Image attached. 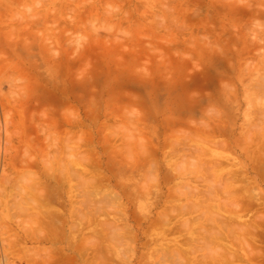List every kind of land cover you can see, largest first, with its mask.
Segmentation results:
<instances>
[{
	"label": "rangeland",
	"instance_id": "rangeland-1",
	"mask_svg": "<svg viewBox=\"0 0 264 264\" xmlns=\"http://www.w3.org/2000/svg\"><path fill=\"white\" fill-rule=\"evenodd\" d=\"M262 146L264 0H0V264H264Z\"/></svg>",
	"mask_w": 264,
	"mask_h": 264
},
{
	"label": "bare ground",
	"instance_id": "bare-ground-1",
	"mask_svg": "<svg viewBox=\"0 0 264 264\" xmlns=\"http://www.w3.org/2000/svg\"><path fill=\"white\" fill-rule=\"evenodd\" d=\"M261 132H262V131H261ZM7 135H8V134H7ZM8 136L10 137V135H8ZM84 136H85V135H84ZM84 136H83V137H84ZM79 138H81V136H80ZM262 138H263V137H262ZM85 139H86V138H85ZM85 139H84V140H85ZM88 139H89V138H88ZM259 139H260V137H259ZM78 140H79V139H78ZM80 140H81V139H80ZM82 140H83V139H82ZM107 140L110 141V139H107ZM260 140H261V139H260ZM194 141H195V140H194ZM202 141H203V140L201 139V144H202ZM85 142H86V141H85ZM87 142H88V141H87ZM184 142H185V141H184ZM205 142H206V141H205ZM205 142H204V143H205ZM210 142H212V141H210ZM258 142H260V141H258ZM254 143H255V141H254ZM240 144H241V143H240ZM237 145H238V144H237ZM254 145H255V144H254ZM178 146H181V145H178ZM257 146H258V145H257ZM259 146H260V145H259ZM238 147H239V146H238ZM240 147H241V146H240ZM263 147H264V146H262V149H261L260 151L263 150ZM203 149H206V148L203 147ZM259 149H260V148H259ZM120 150H122V149H120ZM122 151H123V150H122ZM202 151H203V150H202ZM263 151H264V150H263ZM263 151H262V152H263ZM6 152H7V151H6ZM6 152H5V153H6ZM115 152H116V151H115ZM128 153H129V151H128ZM260 153H261V152H260ZM263 153H264V152H263ZM263 153H261L262 156H263ZM124 154H126V153H124ZM257 154H258V153H257ZM126 155H127V154H126ZM116 156H117V155H116ZM121 157H122V156H121ZM125 157H126V156H125ZM263 157H264V156H263ZM263 157H262V158H263ZM91 158H92V156H91ZM127 158H128V157H127ZM248 158L250 159V157H248ZM89 159H90V158H89ZM263 159H264V158H263ZM263 159H262V160H263ZM91 160H92V159H91ZM91 160H90V161H91ZM127 160H128V159H127ZM127 160H126V161H127ZM254 160H255V159H254ZM254 160H253V163L255 162ZM251 161H252V160H251ZM76 162H77V160H76ZM93 162H94V159H93ZM258 162H259V160H258ZM263 162H264V161H263ZM263 162H262V163H263ZM71 163H72V161H71ZM87 163H88V162H87ZM132 163H133V162H131V164H132ZM210 163H212V162H210ZM214 163H215V162H214ZM216 164H217V163H216ZM255 164H256V163H255ZM260 164H261V162H260ZM263 164H264V163H263ZM77 165H78V164H77ZM77 165H76V166H77ZM88 165H89V164H88ZM207 165H209V164H207ZM212 165H213V164H212ZM89 166H92V165H89ZM137 166H139V164H137ZM195 166H196V165H195ZM195 166H194V167H195ZM216 166H217V165H216ZM257 166H258V165H257ZM261 166H262V164H261ZM72 167H73V166H72ZM79 167H80V165H79ZM201 167H203V166H201ZM207 167H208V166H207ZM212 167H213V166H212ZM212 167L209 168V169H212ZM263 167H264V166H263ZM91 168H92V167H91ZM199 168H200V165H199ZM213 168H215V166H214ZM254 168H255V167H254ZM76 169H77V168H76ZM76 169H75V170H76ZM80 169H81V168H80ZM80 169H78V171H80ZM84 169H85V168H84ZM137 169H138V167H137ZM139 169H140V168H139ZM203 169H204V167L202 168V171H203ZM209 169H206L205 171H207V170L209 171ZM200 170H201V169H200ZM202 171H201V172H202ZM237 171H238V170H237ZM254 171H255V170H254ZM74 172H77V171H74ZM82 172H83V171H82ZM95 172H96V171H95ZM120 172H121V171H120ZM137 172H138V171H137ZM209 172H210V171H209ZM230 172H232V171H230ZM230 172H229V174H230ZM85 173H86V172H85ZM88 173H90V172H88ZM88 173H87V174H88ZM99 173H100V172H99ZM99 173L97 172V174H99ZM131 173H132V172H131ZM199 173H200V172H199ZM206 173H207V172H206ZM210 173H211V172H210ZM243 173H245V172L243 171ZM260 173H261V172H260ZM91 174H93V173H91ZM94 174H96V173H94ZM101 174H102V173H101ZM101 174H99V175H101ZM133 174H134V173H133ZM133 174H132V175H133ZM231 174H233V173H231ZM235 174H236V173H235ZM102 175H103V174H102ZM214 175H215V174H214ZM236 175H238V174H236ZM245 175H246V174H245ZM46 176H47V175H46ZM59 176H60V175H59ZM231 176H232V175H231ZM47 177H48V176H47ZM49 177H50V176H49ZM51 177H52V175H51ZM63 177H64V176H63ZM65 177H66V176H65ZM92 177H93V176H92ZM100 177H101V176H100ZM102 177H103V176H102ZM211 177H212V176H211ZM233 177H236V176H232V178H233ZM259 177H260V176H259ZM55 178H56V177H55ZM57 178H60V177H57ZM94 178H95V177H94ZM98 178H99V177H98ZM212 178H214V177H212ZM212 178H211V179H212ZM223 178H225V177H223ZM232 178H228V180H229V179H230L231 181L236 180V178H233L234 180H232ZM238 178H240V177H238ZM261 178H262V177H261ZM48 179H50V178H48ZM64 179H65V178H64ZM64 179H63V180H64ZM95 179H97V178H95ZM205 179H206V178H205ZM211 179H209V181H211ZM225 179H226V178H225ZM52 180H53V178H52ZM55 180H56V179H54V181H55ZM214 180H215V179H214ZM246 180H247V179H246ZM263 180H264V179H263ZM101 181H102V179H101ZM154 181H155V180L152 179L151 182H154ZM204 181H205V180H204ZM219 181H220V180H219ZM219 181H218V183H219ZM223 181H226V180H223ZM223 181H221V182H223ZM248 181H249V180H248ZM56 182H57V181H56ZM63 182H65V180H64ZM63 182H62V184H63ZM96 182H97V181H96ZM155 182H156V181H155ZM155 182H154V183H155ZM195 182H198V184H199V182H202V179H199V180L197 179V181H195ZM205 182H208V180H206ZM205 182H204V183H205ZM226 182L228 183V181H226ZM250 182H251V181H250ZM250 182H249V185L253 183V182H252V183H250ZM59 183H60V182H59ZM59 183H58V184H59ZM139 183H140V182H139ZM235 183H236V182H235ZM245 183H247V182L245 181ZM262 183H264V181H262ZM67 184H68V183H67ZM196 184H197V183H196ZM205 184H208V183H205ZM223 184H224V183H223ZM223 184H221L222 187L224 186ZM247 184H248V183H247ZM210 185L212 186V181H211ZM217 185H218V184H217ZM221 185H220V186L218 185L219 187L217 186V187H218V190L221 189V188H220ZM225 185H226V184H225ZM231 185H232V184H231ZM233 185L236 186L235 184H233ZM38 186H39V185H38ZM58 186H59V185H58ZM66 186H67V185H66ZM199 186H200V185H199ZM228 186H229V185H226V187H228ZM234 186H233V187H234ZM4 187H5V186H4ZM44 187H45V186H44ZM50 187H51V186H50ZM61 187H62V186H61ZM142 187H143V185H142ZM36 188H37V187H36ZM202 188H203V187H202ZM213 188H214V187L212 186V190H213ZM229 188H230V187H229ZM208 189H209V188H208ZM208 189H207V192L210 191V190H208ZM215 189H216V187H215ZM189 190H190V189H189ZM194 190H195V189H194ZM212 190H211V191H212ZM38 191H39V190H38ZM38 191H37V192H38ZM195 191H196V193H198L197 190H195ZM200 191H201V190H200ZM215 191H216V193H217V190H215ZM220 191H222V190H220ZM228 191H229V190H228ZM244 191H245V190H244ZM244 191H243V193H244ZM2 192H4V191H2ZM44 192H45V191H44ZM245 192H246V191H245ZM39 193H41V192H39ZM193 193H195V192L192 191L191 194H193ZM37 194H38V193H37ZM41 194H44V193H41ZM46 194H47V193H46ZM199 194H201V193H199ZM212 194H213V192H212ZM218 194H219V191H218ZM218 194H217V196H219ZM38 195H39V194H38ZM44 195H45V194H44ZM48 195H50V194H48ZM66 195H67V194H66ZM124 195H125V194H124ZM124 195H123V196H124ZM130 195H131V194H130ZM224 195H226V194H224ZM243 195H244V194H243ZM34 196H35V195H34ZM36 196H37V195H36ZM74 196H75V195H74ZM126 196H127V195H126ZM128 196H129V195H128ZM187 196H188V195H187ZM222 196H223V195H222ZM239 196H240V195H239ZM241 196H242V195H241ZM241 196H240V199H241ZM244 196H245V195H244ZM244 196H242V197H244ZM37 197H38V196H37ZM41 197H42V196H41ZM67 197H68V196H67ZM124 197H125V196H124ZM197 197H198V196H197ZM211 197H212V196H211ZM219 197H221V196H219ZM219 197H218V198H219ZM224 197H226V196H224ZM227 197H228V196H227ZM233 197H234V195H233ZM236 197H237V196H236ZM38 198H40V197H38ZM38 198H37V199H38ZM70 198H71V197H70ZM73 198H74V197H73ZM73 198H71V199H73ZM119 198H120V197H119ZM126 198H127V197H126ZM192 198H193V197H192ZM205 198H206V197H205ZM222 198H223V197H222ZM245 198H246V197H245ZM245 198H244V199H245ZM247 198H248V197H247ZM247 198H246V199H247ZM40 199H41V198H40ZM50 199H51V198H50ZM129 199H130V198H129ZM210 199H211V198H210ZM235 199H236V198H235ZM23 200H24V199H23ZM32 200H34V199H32ZM41 200H42V199H41ZM41 200H40V202L42 203ZM48 200H49V199H48ZM57 200H58V199H57ZM73 200H74V199H73ZM224 200H226V198H223V202H224ZM24 201H26V200H24ZM24 201H23V202H24ZM30 201H31V200H30ZM30 201H29V203H30ZM44 201H45V197H44ZM199 201H200V200H199ZM209 201H210V200H209ZM247 201H251V199H249V200H247ZM31 202H32V201H31ZM34 202H36V204H37V203L39 202V200H38V202H37L36 199H35ZM204 202H205V201H204ZM211 202H215V201L212 200ZM216 202H217V201H216ZM242 202H244V200H243ZM245 202H246V201H245ZM29 203H28V204H29ZM41 203H40V204H41ZM59 203H60V202H59ZM191 203H192V202H191ZM206 203H207V202H206ZM227 203H229V202L227 201ZM238 203H239V202H237L236 205H237ZM246 203H247V202H246ZM246 203H244L245 206H246ZM250 203H251V202H250ZM255 203H256V202H255ZM260 203H261V202H260ZM262 203H263V202H262ZM24 204H25V202H24ZM28 204H27V206H28ZM68 204H69V203H68ZM232 204H233V202H232ZM244 204H243V203H239V205H241V208H243L242 205H244ZM32 205H34V204H32ZM73 205H74V204H73ZM199 205H200V204L194 206V204H192V206H194L195 208H196V206H199ZM256 205H258V204H256ZM260 205H261V204H260ZM37 206H38V205H37ZM71 206H72V203H71ZM189 206H190V205H189ZM192 206H191V207H192ZM201 206H202V205H201ZM201 206H199V207H201ZM223 206H224V205H223ZM237 206H238V205H237ZM33 207H34V206H33ZM199 207H197L198 212L200 211L199 209H201V208H199ZM214 207H215V206H214ZM165 208H166V207H165ZM165 208H164V210H165ZM186 208H187V206H185V209H183V208H182V209H183V210H186ZM195 208H194V209H195ZM198 208H199V209H198ZM215 208H216V207H215ZM258 208H259V206H258ZM35 209H36V208H35ZM71 209H74V208H71ZM194 209H193V210H194ZM203 209H204V208H203ZM49 210H50V209H49ZM49 210H48V211H49ZM21 211L23 212V211H25V210H24V209H21ZM187 211H188V210H187ZM190 211H191V210H190ZM212 211H213V210H212ZM212 211H211V213H212ZM251 211H252V210H251ZM31 212H32V211H31ZM73 212H74V211H73ZM185 212H186V211H184V213H185ZM194 212H196V211L194 210ZM194 212H193V213H194ZM215 212H216V211H215ZM215 212H213L214 215H215ZM232 212H233V211H232ZM262 212H263V211H262ZM46 213H47V212H46ZM166 213H168L167 210H166ZM189 213H190V212H189ZM189 213H188V214H189ZM211 213H210V215H211V216H214V215H212ZM239 213H240V212H239ZM241 213H242V212H241ZM244 213H245V212H244ZM34 214H35V213H34ZM42 214H43V213H42ZM73 214H74V213H72V215H73ZM82 214H85V213H82ZM163 214H164V213H163ZM186 214H187V213H186ZM186 214H184V215H186ZM216 214H217V213H216ZM234 214H235V213H234ZM236 214H237V213H236ZM255 214H257L256 211H255ZM54 215H55V214H54ZM72 215H71V216H72ZM180 215H181V214H180ZM182 215H183V214H182ZM219 215H220V214H219ZM245 215H246V214H245ZM55 216H56V215H55ZM80 216H81V215H80ZM83 216H84V215H83ZM83 216H82V217H83ZM164 216H165V214L163 215V222H162V224H163V223H164V224L166 223V222H164V221H168V222L166 223V225H167V224H169L171 221L169 222V220H166V218L169 219V216H168V215H166V216H168V217L165 216L166 218H165ZM211 216H210V217H211ZM85 217H87L86 214H85ZM183 217H184V216H183ZM203 217H204V215H202V218H203ZM220 217H222V216L220 215ZM220 217H218V219H219ZM262 217H263V216H262ZM36 218H37V217H36ZM36 218H35V219H36ZM51 218H52V217H51ZM72 218H73V217H72ZM74 218H75V217H74ZM87 218H89V217H87ZM87 218H84V219L82 218V220H84V221L86 222L85 219H87ZM164 218H165V220H164ZM232 218H233V217H232ZM234 218H236V217H234ZM263 218H264V217H263ZM75 219H76V218H75ZM75 219H74V220H75ZM89 219H90V218H89ZM159 219H162V215H161V217L159 216ZM191 219H192V218H191ZM218 219H217V220H218ZM221 219H222V218H221ZM47 220H48V219H47ZM72 220H73V219H72ZM90 220H91V219H90ZM90 220H89V221H90ZM217 220H216V221H217ZM219 220H220V219H219ZM230 220H231V219H230ZM235 220L237 221V219H235ZM238 220H239V218H238ZM38 221H39V220H38ZM75 221H76V220H75ZM75 221H73V222H75ZM77 221H78V220H77ZM77 221H76V222H77ZM79 221H80V220H79ZM91 221H94V219L91 220ZM161 221H162V220H161ZM189 221H190V220H188V221L186 220V222H189ZM232 221H233V219H232ZM242 221H243V220H242ZM41 222H42V221H41ZM85 222H83V223H85ZM155 222H156V221H155ZM43 223H44V222H43ZM159 223H161V222H159ZM213 223H214V222H213ZM213 223H212V224H213ZM216 223H218V222H216ZM245 223H246V222H245ZM38 224H40V222H38ZM52 224H53V223H52ZM77 224L79 225V223H77ZM77 224H76V225H77ZM81 224H82V223H81ZM85 224H86V223H85ZM207 224H209V223H207ZM210 224H211V223H210ZM210 224H209V225H210ZM250 224H251V223H250ZM256 224H258V223H256ZM73 225H74V223H73ZM189 225H191V224H189ZM203 225H204V224H202V226H203ZM219 225H220V224H218L217 226H219ZM246 225H247V224H246ZM43 226H44V225H43ZM79 226H80V225H79ZM79 226H78V227H79ZM81 226H82V225H81ZM183 226H184V224H183ZM187 226H188V225H186V227H187ZM211 226H212V225H211ZM211 226H210V227H211ZM213 226H214V225H213ZM213 226H212V227H213ZM222 226L225 227L224 224H223ZM226 226H227V225H226ZM249 226H250V225H249ZM252 226H253V225H252ZM41 227H42V226H41ZM71 227H72V229L74 228L73 226H71ZM210 227H209V228H210ZM212 227H211V229H212ZM38 228H39V226H38ZM205 228H206V227H205ZM207 228H208V225H207ZM207 228H206V230H207ZM214 228H215V226H214ZM221 228H222V227H221ZM228 228H229V227H228ZM228 228H227V229H228ZM254 228H255V227H254ZM254 228H253V229H254ZM77 229H78V228H77ZM80 229H81V228H80ZM82 229H83V227H82ZM84 229H85V228H84ZM84 229H83V230H84ZM202 229H203V228H202ZM223 229H224V228H223ZM229 229H230V228H229ZM3 230H4V229H3ZM216 230L219 231L220 234H223V232H221L219 229L216 228ZM5 231H6V230H5ZM5 231H4V232H5ZM38 231H40V230L38 229ZM75 231H76V229H75ZM78 231H79V229H78ZM78 231H77V233H78ZM203 231H204V230H203ZM214 231H215V230H214ZM214 231H213V232H214ZM222 231H223V230H222ZM255 231H256V233H257V230H255ZM7 232H10V230L7 231ZM7 232H5V233H7ZM71 232H72V230H71ZM71 232H70V233H71ZM73 232H74V231H73ZM80 232H81V231H80ZM80 232H79V233H80ZM83 232H84V231H83ZM204 232H205V231H204ZM207 232H209V231H207ZM207 232L205 233V235L208 234ZM213 232H211L212 235H215V237H218V235H216L217 232L215 231L214 234H213ZM231 232H233V231H231ZM253 232H254V231H253ZM75 233H76V232H75ZM202 233H203V232H202ZM224 233H225V232H224ZM233 233H234V232H233ZM259 233H260V232H259ZM0 234H1V233H0ZM65 234H66V233H65ZM72 234L74 235V233H72ZM218 234H219V233H218ZM220 234H219V238H220V237H223V236H220ZM1 235H2V234H1ZM54 235H55V234H54ZM62 235H63V234H62ZM73 235H72V236H73ZM77 235H79V234H77ZM202 235H203V234H202ZM210 235H211V234H210ZM210 235H209V237H210ZM223 235H224V234H223ZM225 235H226V233H225ZM229 235H230V234H229ZM257 235H258V234H257ZM257 235H256V236H257ZM2 236H3V235H2ZM65 236H66V235H65ZM80 236H81V234H80ZM206 236H207V235H206ZM231 236H234V237H231ZM256 236H254V237H256ZM261 236H262V235H261ZM51 237H52V236H51ZM63 237H64V236H63ZM63 237H62V238H63ZM48 238H49V237H48ZM68 238H69V237H68ZM73 238H75V237H73ZM76 238H77V237H76ZM192 238H193V237H192ZM202 238H204V237L202 236ZM223 238H224V239H222V240L224 241V240H225V237H223ZM231 238H232V239H235V235H230V239H231ZM251 238H252V237H251ZM260 238H261V237H258V239H260ZM16 239H17V238H16ZM56 239H57V238H56ZM193 239H194V238H193ZM204 239H205V238H204ZM204 239H202V240H204ZM209 239H210V238H208V240H209ZM217 239H218V238H217ZM230 239H229V240H230ZM252 239H254V238H252ZM258 239H257V240H258ZM38 240H39V239H38ZM44 240H45V239H44ZM49 240H50V239H49ZM57 240H58V239H57ZM57 240H56V241H57ZM70 240H71V239H70ZM190 240H191V237H190ZM195 240H196V239H195ZM211 240H212V238H211ZM213 240H214V239H213ZM215 240H216V238H215ZM222 240H221V243H223ZM255 240H256V239H255ZM257 240H256V241H257ZM17 241H20V240H17ZM53 241H55V240H53ZM58 241H59V240H58ZM68 241H69V240H68ZM76 241H77V239H76ZM82 241L84 242V240H82ZM85 241H86V240H85ZM192 241H194V240H192ZM196 241H198V240H196ZM252 241H253V240H252ZM260 241H263V240H262V239L259 240V243H260ZM14 242H16V240H14ZM46 242H47V241H46ZM72 242H73V240H72ZM208 242L210 243V241H207V243H208ZM213 242H214V241H213ZM232 242H234V240L231 241V243H232ZM257 242H258V241H257ZM16 243H17V242H16ZM24 243H25V241H24ZM56 243H57V242H56ZM56 243H55V245H56ZM59 243H60V241H59ZM62 243H63V241H62ZM68 243H70V242H68ZM74 243H75V242H74ZM84 243H86V242H84ZM84 243H83V245H82V248L80 249V250H82L83 252H84V250H83V248H84ZM189 243H190V242H189ZM198 243L201 244V241L198 242ZM209 243H208V246H209ZM211 243H212V242H211ZM215 243H216V242H215ZM253 243H254V241H253ZM261 243H262V242H261ZM17 244H19V243H17ZM53 244H54V243H53ZM193 244H195V242H193ZM205 244H206V241H205ZM212 244H213V243H212ZM212 244H211L210 246H213ZM19 245H20V244H19ZM59 245H60V244H59ZM68 245H69V246H68ZM68 245H67V246H68V248H69L71 244H68ZM72 245H73V244H72ZM76 245H77V244H76ZM78 245H79V243H78ZM78 245H77V247H78ZM86 245H87V244H86ZM187 245H189V244H187ZM222 245H223V244H222ZM222 245H221V246H222ZM226 245H227V244H226ZM229 245H230V244H229ZM256 245H257V243H256ZM260 245H261V244H260ZM2 246H3V245H2ZM17 246H18V245H17ZM73 246H74V245H73ZM93 246H94V245H93ZM93 246H91V247H93ZM190 246H191V244H190ZM205 246H206V245H205ZM214 246H217V244H214ZM214 246H213V249H214ZM232 246H233V245H232ZM50 247H51V246H50ZM56 247H57V245H56ZM71 247H72V246H71ZM186 247H187V246H186ZM191 247H192V246H191ZM191 247H190V248H191ZM223 247H224V246H223ZM226 247H227V246H226ZM261 247H262V245H261ZM54 248H55V247H54ZM54 248H53V249H54ZM86 248H87V247H86ZM187 248H188V247H187ZM202 248H203V247H202ZM228 248H229V247H228ZM228 248H226V249H228ZM254 248H255V247H254ZM257 248H258V247H257ZM257 248H255V249H257ZM49 249H50V248H49ZM56 249H61V248H56ZM62 249H63V248H62ZM77 249L79 250V248H77ZM77 249H74V250H77ZM197 249H198V248H197ZM210 249H212V248H210ZM217 249H218V250L220 249L219 246H218ZM229 249H230V248H229ZM235 249H236V248H235ZM258 249H259V248H258ZM46 250H47V249H46ZM80 250L78 251L79 254H81V253H80V252H81ZM88 250H89V248L85 251V254H86V252H87V253L89 252ZM181 250H182V249H181ZM190 250H191V249H190ZM198 250L204 251L205 249H204V248H203V249H200V248H199ZM198 250H197V251H198ZM214 250H215V249H214ZM260 250H262V249H260ZM260 250H258V251H260ZM35 251H36V249H35ZM47 251H48V250H47ZM210 251H211V250H210ZM219 251H220V250H219ZM255 251H256V250H255ZM41 252H42V251H41ZM189 252H190V251H189ZM195 252H196V251H195ZM199 252H200V251H199ZM205 252H206V251H205ZM211 252H213V250H212ZM211 252H209V253L211 254ZM224 252H225V251H223V253H221V251H220V252H218V253H219V254L221 253L222 255H226V256H227V253H224ZM227 252H228V251H227ZM229 252H230V251H229ZM229 252H228V253H229ZM256 252H257V251H256ZM256 252H255V253H256ZM52 253H53V250H52ZM54 253L56 254V252H54ZM54 253H53V254H54ZM58 253H59V251L57 252V254H58ZM191 253L193 254L194 252L191 250ZM196 253H198V252H196ZM209 253H208V254L206 253V256L209 255ZM213 253H214V252H213ZM234 253H235V252H234ZM234 253H233V254H234ZM260 253H261V252H260ZM260 253H258L257 255L259 256ZM34 254H35V253H33L32 255H34ZM83 254H84V253H83ZM83 254H82V256H83ZM85 254H84V256H86ZM88 254H89V253H88ZM88 254H87V257H88ZM233 254H232V255H233ZM262 254H264V253H262ZM262 254H261V255H262ZM35 255H36V254H35ZM45 255H47V254H45ZM59 255H60V253H59ZM75 255H78V254H77V251H76V254H75ZM193 255H194V254H193ZM214 255H215V253H214ZM229 255H231V253H230ZM49 256H50V255H49ZM54 256H55V255H54ZM54 256H53V257H54ZM62 256H63V255H62ZM79 256H80V255H79ZM206 256H205V258H206ZM209 256H211V255H209ZM215 256H217V254H216ZM245 256H246V255H245ZM252 256H253V255H252ZM46 257H47V256H46ZM56 257H58V256H56ZM59 257H60V256H59ZM59 257H58V258H59ZM64 257H65V256H64ZM211 257H212V256H211ZM211 257H210V258H211ZM213 257H214V256H213ZM260 257H262V256H259L258 258H260ZM30 258H32V257L30 256ZM38 258L40 259L41 256H40V257L38 256ZM43 258H45V256H43ZM50 258H51V257H50ZM50 258H49L48 260H51V261L53 262V260H52L53 258H51V259H50ZM69 258L71 259V257H69ZM74 258H75V257H74ZM84 258H85V257H84ZM97 258H98V257H97ZM185 258H186V257H185ZM205 258L203 257V260H204ZM223 258L225 259V257H223ZM226 258H227V257H226ZM230 258L232 259L233 256H231V257L229 256V259H230ZM234 258H235V257H234ZM234 258H233V260H234ZM247 258H248V257H247ZM206 259H207V258H206ZM211 259H214V260H215L216 258H211ZM211 259L208 258V260H209V262H210L209 264H211V262L214 261V260L211 261ZM229 259H227V260H229ZM244 259H246V257H244ZM256 259H257V258L255 257L254 260H255L256 262H253V261L251 260V261L253 262V264H254V263H256V264L258 263V262H257L258 259H257V260H256ZM260 259H261V258H260ZM260 259H259L258 261H260ZM45 260H46V258H45ZM59 260H60V259H59ZM65 260L68 261V259H66V258H65ZM77 260H78V259H77ZM95 260H96V258H95ZM98 260H99V258H98ZM216 260H218V259H216ZM216 260H215V261H216ZM219 260H220V259H219ZM233 260H232V262H233ZM241 260H242V259H241ZM249 260H250V259H249ZM37 261H38V260H37ZM46 261H47V260H46ZM46 261H45L44 263H46ZM51 261H49V262H51ZM54 261H58V260H54ZM80 261H81V260H80ZM85 261H86V260H85ZM87 261H88V260H87ZM92 261L94 262V260H92ZM224 261H225V260H224ZM224 261H223V262H224ZM235 261H236V260H235ZM262 261H263V260H262ZM30 262H31V261H30ZM33 262H34V261H33ZM58 262H59V261H58ZM69 262H70V261H69ZM74 262L76 263V261H73V260L71 261L72 264H73ZM81 262H83V259H82ZM97 262H98V261H97ZM188 262H189V261H188ZM191 262H192V261H191ZM193 262H194V260H193ZM200 262H202V260H200ZM238 262H239V261H238ZM260 262H261V261H260ZM42 263H43V262H42ZM44 263H43V264H44ZM60 263H62V262H60ZM60 263H58V264H60ZM86 263H87V262H86ZM88 263L91 264L89 261H88ZM88 263H87V264H88ZM94 263H95V262H94ZM100 263H102V261H101ZM197 263H198V261H197ZM206 263L208 264V262H206ZM219 263H220V262H219ZM219 263H218V264H219ZM239 263H240V262H239ZM28 264H29V262H28ZM36 264H37V262H36ZM39 264H41V263H39ZM79 264H80V263H79ZM82 264H83V263H82ZM84 264H85V263H84ZM194 264H196V263L194 262ZM199 264H200V263H199ZM202 264H203V263H202ZM214 264H217V263H214ZM250 264H251V263H250ZM259 264H260V263H259Z\"/></svg>",
	"mask_w": 264,
	"mask_h": 264
}]
</instances>
